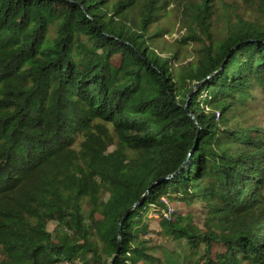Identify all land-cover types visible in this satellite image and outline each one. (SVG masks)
I'll use <instances>...</instances> for the list:
<instances>
[{
	"label": "trees",
	"instance_id": "obj_1",
	"mask_svg": "<svg viewBox=\"0 0 264 264\" xmlns=\"http://www.w3.org/2000/svg\"><path fill=\"white\" fill-rule=\"evenodd\" d=\"M219 1L0 0V264H264V0Z\"/></svg>",
	"mask_w": 264,
	"mask_h": 264
},
{
	"label": "rangeland",
	"instance_id": "obj_2",
	"mask_svg": "<svg viewBox=\"0 0 264 264\" xmlns=\"http://www.w3.org/2000/svg\"><path fill=\"white\" fill-rule=\"evenodd\" d=\"M217 14L214 19V26H213V34L216 39H220L224 33H225V20H226V13L232 10L231 12L240 13L242 15H249V14H256L254 9H250L247 7L241 0H221L217 4ZM168 11L162 16L160 21L155 24L152 27V31H161V35L159 36V40L157 43H159L158 50L162 55H166L170 52H173L177 45H181V52L179 56L175 59V67L180 68L182 65H184L187 61H190L193 58V54L195 53L194 47L196 46V43L185 45L186 43L183 41H178L179 39H183L184 35L186 34V28L185 24L182 20V14L180 12V9L178 5L170 4L168 6ZM191 40V39H188ZM179 64V65H178ZM178 65V66H177ZM262 104L264 105V96H261ZM260 108V107H259ZM250 111H254V109H250ZM256 111V110H255ZM262 113L258 116V119L261 120L264 118V106H261L260 110ZM169 209H177L178 212L182 213L183 211H186V208L183 206V204H174L172 202H168ZM154 208H151L148 211V215L150 217L149 225L151 227V230L149 233L146 234L147 237H150L153 242L155 243H161V237L154 232V230L159 229L158 219L159 213ZM198 216L195 217V222H201L202 216L200 214H197ZM57 226L55 221H52L49 223L50 229H53ZM94 239L99 244L100 250L105 253L104 247L106 246V240L104 237H101L99 235H96ZM117 253L114 255L116 256ZM103 260H107L109 264H112L114 262V257L110 256L108 257L106 254H104ZM83 264V263H80ZM92 264H103L99 263L98 260H95Z\"/></svg>",
	"mask_w": 264,
	"mask_h": 264
},
{
	"label": "water",
	"instance_id": "obj_3",
	"mask_svg": "<svg viewBox=\"0 0 264 264\" xmlns=\"http://www.w3.org/2000/svg\"><path fill=\"white\" fill-rule=\"evenodd\" d=\"M185 108L187 109V106L185 105ZM166 178H168V177H166ZM163 179V178H162ZM162 179H160L159 181H162ZM149 194V189L146 191V193L141 197V199L140 200H138L137 202H135L134 203V205L132 206V207H130L125 213H124V215H123V218L126 216V214L129 212H131L133 209H134V206L135 205H140L142 202H143V200H144V198H146L147 197V195ZM113 264V263H112Z\"/></svg>",
	"mask_w": 264,
	"mask_h": 264
}]
</instances>
